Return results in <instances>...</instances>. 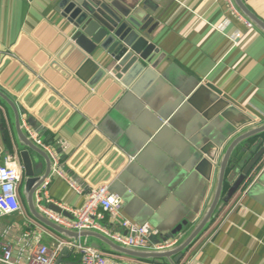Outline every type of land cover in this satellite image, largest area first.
Returning <instances> with one entry per match:
<instances>
[{
	"label": "crops",
	"instance_id": "1",
	"mask_svg": "<svg viewBox=\"0 0 264 264\" xmlns=\"http://www.w3.org/2000/svg\"><path fill=\"white\" fill-rule=\"evenodd\" d=\"M104 1L131 12L142 5L139 0ZM245 4L264 22V0ZM156 5L147 32L163 57L158 72L167 77L143 87L139 97L125 98L117 82L88 90L74 76L82 60L67 44L69 27L53 0H0V92L22 112V128L25 123L53 149L60 171L83 190L77 194L52 175L45 194L40 192L44 204L80 209L88 190L107 185L121 200L122 216L149 223L157 231L151 242L163 246L188 235L213 189V170L209 182L197 173L185 178V168L192 169L190 142L209 150L226 136L230 141L264 123V35L238 18L231 0H159ZM206 83L221 97L201 91L191 105L178 106L180 92L191 97ZM0 117V165L8 157L20 163L13 114L1 106ZM160 117L169 127L165 136H180V144L169 149L153 144L143 154L157 137ZM62 144L67 148L62 150ZM263 168L264 160L254 177ZM250 182L223 205L175 264H264V180L249 190ZM21 201L24 213L0 218V241L11 246L14 259L26 263L35 246L51 248L57 235L36 223ZM184 221L180 233L161 239ZM101 225L123 232L108 221ZM107 255L129 264H169ZM78 259L79 254L68 250L60 263Z\"/></svg>",
	"mask_w": 264,
	"mask_h": 264
},
{
	"label": "water",
	"instance_id": "2",
	"mask_svg": "<svg viewBox=\"0 0 264 264\" xmlns=\"http://www.w3.org/2000/svg\"><path fill=\"white\" fill-rule=\"evenodd\" d=\"M139 1H142L141 7H135L131 12V10L119 8L104 0H53L55 11L60 14L69 27L67 44L76 54L80 55L82 60L74 72V76L88 90H94L100 84H106L111 80L123 88L125 98L139 97V92L143 87L154 83L161 84V80L167 77L166 73L159 74L160 72H158L163 57L159 56V52L151 43L147 32L148 24L153 22L150 15L157 11L156 4L159 0ZM231 1L237 11L264 35V22L248 9L245 0ZM96 55L99 58L98 61L95 59ZM208 90L216 97L222 95L220 91L206 83L200 86L191 97L180 92V97H177L178 106L181 104L182 108H185L191 105L201 91ZM1 106L10 110L14 117V127L21 147L20 164L23 169L20 198L23 200L29 216L43 228L65 241L91 246L105 254L109 253L138 262L166 260L169 264H175L199 238L223 205L228 203L240 188L252 180L249 184L250 190L261 185L264 180V168L254 177V173L264 160V123L236 135L230 141L226 136L224 141L222 140L209 150L206 146H199L192 140L190 142V145H193L190 157L192 169L185 168L184 171L189 172V177L185 178L188 179L197 173L209 182L212 170L215 175L209 201L200 219L183 240L169 248L155 250L126 247L98 230L65 228L50 220L39 210L36 195L51 176L52 161L48 154L36 145L22 128L20 119L22 112L19 113L15 104L0 92ZM254 119L256 118L254 117ZM164 121L165 119L160 117L157 137L143 149V154L152 148L153 144L164 143L168 149L180 144V136L174 133L169 138L165 136L169 134V127L163 125ZM32 131L36 134L34 130ZM218 149H220V153L216 157ZM38 160L40 163H37ZM134 166H129L125 170L121 181L125 182L128 173L133 171ZM184 173L181 172L180 177L184 176ZM41 204L48 211L62 215L68 220L73 219L69 213L57 205L44 204L43 202ZM186 224L185 221L181 222L161 239H172L181 232ZM89 240L94 242L89 243ZM66 251L68 249L64 248L61 255ZM61 255L55 264H60Z\"/></svg>",
	"mask_w": 264,
	"mask_h": 264
},
{
	"label": "built area",
	"instance_id": "3",
	"mask_svg": "<svg viewBox=\"0 0 264 264\" xmlns=\"http://www.w3.org/2000/svg\"><path fill=\"white\" fill-rule=\"evenodd\" d=\"M230 4L232 5V3ZM237 15L248 28H253L252 24L243 18V16L239 13H237ZM23 127L28 137L43 149L51 159V176L57 175L61 177L75 193L82 194L83 190L69 181L60 171L59 158L53 149L45 143H42L25 123H23ZM61 148L62 150L66 149V144H62ZM22 181L23 169L19 161L15 157H8L5 159L4 163L0 165V218L25 212L20 198V186ZM48 181L49 179L37 192V206L50 220L65 228L74 230H98L120 245L135 249H166L175 244V242H170L163 246L153 244L151 242V237H154L157 231L147 222L136 224L125 219L120 212L121 200L119 196L111 193L107 185L104 184L86 192L84 204L80 209H66L61 207V209L73 217L72 220H68L62 215L48 211L42 206V198L40 197V192L45 194ZM46 203L49 204L47 200ZM103 221H108L118 226L123 232L112 231L107 227H103L101 225ZM44 230L47 231L45 228ZM54 238V244L51 248L45 245L35 246L30 256L27 258L26 263H21L14 259L11 246L6 242L0 241V264H55L64 248L79 254V259L69 264H129L124 261H111L107 254L91 246H86L81 243L74 244L57 236H54Z\"/></svg>",
	"mask_w": 264,
	"mask_h": 264
}]
</instances>
